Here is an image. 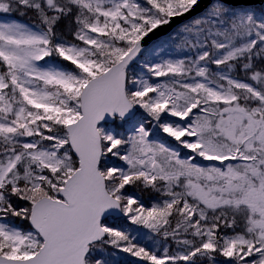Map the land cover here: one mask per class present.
Here are the masks:
<instances>
[{
	"label": "snow or ice",
	"instance_id": "6c2138e0",
	"mask_svg": "<svg viewBox=\"0 0 264 264\" xmlns=\"http://www.w3.org/2000/svg\"><path fill=\"white\" fill-rule=\"evenodd\" d=\"M200 3L0 0V264H264V12Z\"/></svg>",
	"mask_w": 264,
	"mask_h": 264
},
{
	"label": "trees",
	"instance_id": "16d2710c",
	"mask_svg": "<svg viewBox=\"0 0 264 264\" xmlns=\"http://www.w3.org/2000/svg\"><path fill=\"white\" fill-rule=\"evenodd\" d=\"M247 7H251L253 8L255 11L259 12H264V4L259 5V6H247ZM11 19H16L19 22H29L32 14L29 13L28 16H21L19 13H13L12 15L9 16ZM131 191V189H130ZM144 201L146 204H150L151 203V198L149 197V195L147 193L144 194L143 196ZM125 224L127 223L126 221L124 222ZM129 227H134L129 225ZM147 230H143V232H146ZM138 242H142V243H150L147 240L146 236H142L141 239ZM109 251H113L112 249H109ZM160 251L162 252V249H160ZM115 261L116 264H143L142 261H140V258L137 257H132L130 254L128 253H123V252H117L116 256H115Z\"/></svg>",
	"mask_w": 264,
	"mask_h": 264
},
{
	"label": "water",
	"instance_id": "95a60500",
	"mask_svg": "<svg viewBox=\"0 0 264 264\" xmlns=\"http://www.w3.org/2000/svg\"><path fill=\"white\" fill-rule=\"evenodd\" d=\"M236 2L240 5L243 6H251V5H260L264 3V0H236ZM205 3V0H201L200 5L190 14V15H195L197 12H200L201 9L203 8ZM189 17H184V19H188ZM180 23L179 20H174L172 25L167 28H162L160 29L157 33L156 36L150 37L148 40L145 41L146 45L149 44L151 41L155 40L156 37H162L164 36L167 32L171 30V28H174L176 24Z\"/></svg>",
	"mask_w": 264,
	"mask_h": 264
},
{
	"label": "rangeland",
	"instance_id": "374dc122",
	"mask_svg": "<svg viewBox=\"0 0 264 264\" xmlns=\"http://www.w3.org/2000/svg\"><path fill=\"white\" fill-rule=\"evenodd\" d=\"M0 20H11V18L8 15H4V16H0ZM173 54H175V53H173Z\"/></svg>",
	"mask_w": 264,
	"mask_h": 264
}]
</instances>
